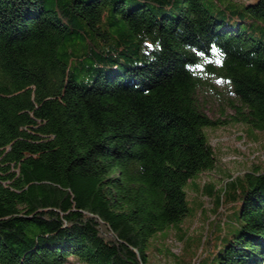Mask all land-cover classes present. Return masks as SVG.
<instances>
[{
    "label": "trees",
    "instance_id": "16d2710c",
    "mask_svg": "<svg viewBox=\"0 0 264 264\" xmlns=\"http://www.w3.org/2000/svg\"><path fill=\"white\" fill-rule=\"evenodd\" d=\"M213 78L264 131V0H0V264H155L216 164ZM219 187L192 264H264V170Z\"/></svg>",
    "mask_w": 264,
    "mask_h": 264
},
{
    "label": "rangeland",
    "instance_id": "374dc122",
    "mask_svg": "<svg viewBox=\"0 0 264 264\" xmlns=\"http://www.w3.org/2000/svg\"><path fill=\"white\" fill-rule=\"evenodd\" d=\"M211 85L212 88L201 87L196 94L200 109L211 119L222 121L206 128L209 143L217 158L216 164L212 170L201 173L197 179L193 178L198 187L190 182L185 185L189 204L194 208L192 217L190 218V209L180 230L165 229L152 238L149 258L155 264H192L205 256L206 249L212 243L210 239H213L220 220L224 218L217 213V209L214 210L213 196L198 190L202 183L214 184L212 193L217 194L221 190L219 186L228 177L241 176L254 168L264 170V131L254 130L251 133L245 123L233 120V105H238L239 102L231 87L218 78H213ZM222 208L219 207V210ZM200 237L209 242L199 245ZM66 264L81 263L71 258Z\"/></svg>",
    "mask_w": 264,
    "mask_h": 264
}]
</instances>
